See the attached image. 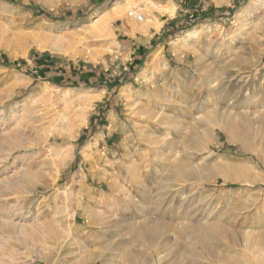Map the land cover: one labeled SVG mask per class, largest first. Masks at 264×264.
<instances>
[{"label": "rangeland", "instance_id": "374dc122", "mask_svg": "<svg viewBox=\"0 0 264 264\" xmlns=\"http://www.w3.org/2000/svg\"><path fill=\"white\" fill-rule=\"evenodd\" d=\"M0 61V264H169L214 225L183 263L264 264V0H0Z\"/></svg>", "mask_w": 264, "mask_h": 264}, {"label": "bare ground", "instance_id": "6f19581e", "mask_svg": "<svg viewBox=\"0 0 264 264\" xmlns=\"http://www.w3.org/2000/svg\"><path fill=\"white\" fill-rule=\"evenodd\" d=\"M130 15V14H129ZM143 21V20H142ZM142 74V73H141ZM142 76V75H141ZM224 114V113H223ZM209 116V115H208ZM209 119V118H208ZM217 119V118H216ZM219 119V121H220V123H221V126L224 128V127H226V125H225V122L222 120L223 118L222 117H219L218 118ZM211 120V119H210ZM217 121V120H216ZM245 139V138H244ZM230 142H232V143H234V142H240V143H242V150L243 151H248V150H250L251 148H250V146L241 138V137H239V136H237L236 134H234V133H232L231 135H230ZM249 167V166H248ZM175 170H178V169H175ZM188 170V169H187ZM173 172V171H172ZM175 172H177V171H175ZM188 173V171H185V173ZM241 173H238L240 176H242V178L244 179L243 181H245L246 183H249L250 182V178H249V176H248V172H247V170L244 168L242 171H240ZM178 173V172H177ZM181 173H184V171H183V169H181ZM180 174V173H179ZM189 174V173H188ZM173 175H176L175 173L173 174ZM178 175V174H177ZM176 175V176H177ZM185 175H187V174H185ZM180 176V175H179ZM190 176V175H189ZM235 176H237V175H235ZM178 177V176H177ZM186 177H188V176H186ZM185 177V178H186ZM178 178H180V177H178ZM7 195V193H5V192H3L2 193V196L3 197H5ZM152 219V218H151ZM147 220V221H145L144 223H142L141 225H140V228H139V232L140 233H142V236L144 237V239H145V236H147V235H149V236H154V237H156L157 235H158V232H161V231H163L162 229H163V227H162V224L160 223V222H158L157 220L158 219H156V220ZM213 225V224H212ZM219 226V225H218ZM218 226H209V227H207L208 229H206V230H208L205 234H203L202 232H200L201 230H198L197 229V227L195 228V229H193V230H191V232L189 231V233H186L187 234V239L189 240V241H193L194 242V246H195V248H193V251L191 250V251H189V253H187V254H184V253H181L180 251H179V249L177 250L176 249V251L173 253V254H171V255H173V258H172V260H177V261H179V263L180 264H186V262L185 263H183L185 260H186V258L188 259V258H192V259H195V258H197L196 260H198V258H200V257H204V256H211V257H213V258H217V256H216V254H217V251H216V248H215V246L214 245H212V243L214 242H216V241H213L214 239H215V234H217V233H224V232H226V229L225 228H222L221 227V225H220V227H218ZM162 227V228H161ZM198 228H199V226H198ZM231 231V230H230ZM166 232V231H165ZM173 233V232H172ZM227 234V233H226ZM224 236L225 237V235L224 234H221V236ZM233 236V235H232ZM235 236V235H234ZM239 236V235H238ZM241 236V235H240ZM251 236V235H250ZM227 237V236H226ZM233 237H231V239H232ZM235 238V237H234ZM236 239V238H235ZM219 240V239H218ZM221 240V239H220ZM211 241H213L212 243H211ZM149 242V241H148ZM245 242V241H244ZM175 243H176V241H175ZM160 244H162V243H160ZM165 244H166V242H165ZM177 244V243H176ZM172 245H174V243L172 244ZM235 245V244H234ZM167 246V245H166ZM183 246V245H182ZM163 247V246H162ZM178 247V246H177ZM184 247H186V246H184ZM156 248V247H155ZM172 249V248H171ZM159 250V249H158ZM158 250H155L154 249V252H153V254H154V258H157L158 256L160 257L161 256V254H163V253H165V252H163V251H158ZM173 250V249H172ZM139 251V250H138ZM156 251V252H155ZM141 252V251H140ZM220 254V253H219ZM218 254V255H219ZM133 255V254H132ZM132 255H130V256H132ZM159 257H158V259H159ZM229 256H227V258H228ZM209 258V257H208ZM213 258H212V261H213ZM138 259V257L136 258V260ZM143 262L144 263H147L148 262V258L147 257H143ZM157 259V260H158ZM211 259V258H210ZM223 259V258H222ZM160 261H162V259L160 258L159 259ZM171 260V261H172ZM221 260V259H220ZM224 260H225V258H224ZM156 261V260H155ZM171 261H169V264H172V262ZM212 261H210V262H212ZM215 261V260H214ZM216 261H218L217 259H216ZM176 262V261H175ZM218 262H220V261H218ZM224 262V261H223ZM223 262L221 263V264H223ZM160 263V262H159ZM178 262H177V264H179ZM163 264V263H162ZM174 264V263H173Z\"/></svg>", "mask_w": 264, "mask_h": 264}, {"label": "crops", "instance_id": "0c3cea01", "mask_svg": "<svg viewBox=\"0 0 264 264\" xmlns=\"http://www.w3.org/2000/svg\"><path fill=\"white\" fill-rule=\"evenodd\" d=\"M165 25L166 22L161 24L159 29L155 26H143L135 32V37L134 39H130V47L127 49L131 58L134 59L133 67L123 74L121 79H131V77L136 76L137 71L141 69L138 74L140 75L141 72L144 71L142 70L144 55L152 54L154 59L158 58L159 53L165 49L166 44H168L171 39L180 35L176 27L171 24H167L168 27ZM138 34L140 35L139 37L137 36Z\"/></svg>", "mask_w": 264, "mask_h": 264}, {"label": "built area", "instance_id": "2783aa9c", "mask_svg": "<svg viewBox=\"0 0 264 264\" xmlns=\"http://www.w3.org/2000/svg\"><path fill=\"white\" fill-rule=\"evenodd\" d=\"M129 14L131 17H134L137 22H141L143 20V16L139 13L130 12Z\"/></svg>", "mask_w": 264, "mask_h": 264}, {"label": "trees", "instance_id": "16d2710c", "mask_svg": "<svg viewBox=\"0 0 264 264\" xmlns=\"http://www.w3.org/2000/svg\"><path fill=\"white\" fill-rule=\"evenodd\" d=\"M201 18H202V17H199L198 20H200ZM206 19H208V17H207ZM1 64H2V63H1V61H0V65H1Z\"/></svg>", "mask_w": 264, "mask_h": 264}]
</instances>
